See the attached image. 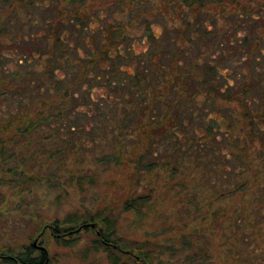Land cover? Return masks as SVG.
Instances as JSON below:
<instances>
[{
    "label": "trees",
    "instance_id": "16d2710c",
    "mask_svg": "<svg viewBox=\"0 0 264 264\" xmlns=\"http://www.w3.org/2000/svg\"><path fill=\"white\" fill-rule=\"evenodd\" d=\"M107 1L0 0V133L9 131L0 134V167L9 188L93 194L101 173L129 163L135 189L161 166L170 190L193 203L237 194L264 205V0ZM90 147L97 154L86 168L73 154ZM187 158L203 166L194 184ZM152 191L133 190L124 208L150 210ZM79 213H34V234L49 229L71 245L91 231L112 264H126L122 256L155 264L147 242L119 243L105 208ZM0 258L48 264L34 243L0 246Z\"/></svg>",
    "mask_w": 264,
    "mask_h": 264
},
{
    "label": "rangeland",
    "instance_id": "374dc122",
    "mask_svg": "<svg viewBox=\"0 0 264 264\" xmlns=\"http://www.w3.org/2000/svg\"><path fill=\"white\" fill-rule=\"evenodd\" d=\"M214 11L218 12L217 7ZM171 17H165L169 25L180 20ZM219 22L223 23V20L219 19ZM159 27L155 26V29ZM0 134L9 138L8 130ZM80 153L73 155H81L83 165L92 168L96 150L90 147ZM154 157L156 159L158 155ZM185 165V172H188L186 180H191V184L202 180L203 166L198 167L196 161L188 158ZM130 166L125 163L101 173L93 194L88 191L78 193L68 188L69 193L62 192L58 197L60 188L33 187L30 191L28 185H20L10 189L7 182L9 170L0 167V246L9 248L12 245L25 250L36 241V252L40 250L39 246L47 249L48 264H112L102 246L98 249L93 247L95 236L91 231L81 232L80 238L71 245L63 244L58 240L60 236H55L49 229L44 236L34 234L41 221L39 218L34 220V213L37 216L43 213L44 218L64 219L69 212L80 210L82 213L84 207L92 210L105 208L112 215L119 243L132 248L147 242L144 245L153 249L155 264H264V205L258 202V207H254L249 196L240 197L237 194L222 199L215 196L217 202H206L203 197L211 199V196L203 194L201 203H193L188 196H179L176 188L170 190L168 172L161 166L149 172L147 178L141 176L143 180L135 189L134 182L129 180ZM252 167L255 168V165ZM250 172L253 173L252 168ZM153 187L154 191L150 194L153 208L142 212L124 208V202L133 190L137 194H147ZM207 190L206 186L202 189L203 193ZM238 208L245 209L240 229L236 218ZM121 261L136 264L125 256ZM0 264L4 263L0 260Z\"/></svg>",
    "mask_w": 264,
    "mask_h": 264
},
{
    "label": "water",
    "instance_id": "95a60500",
    "mask_svg": "<svg viewBox=\"0 0 264 264\" xmlns=\"http://www.w3.org/2000/svg\"><path fill=\"white\" fill-rule=\"evenodd\" d=\"M90 226L96 229V233H97L98 236H101V232H100V230L98 229L96 223L91 222V223H90ZM50 228H51V230L53 229L52 226H51ZM35 244H36V241H35ZM115 246H116V245H115ZM39 247H40L41 250H44V251L47 253V249H46L44 246H39ZM47 260H48V258H47Z\"/></svg>",
    "mask_w": 264,
    "mask_h": 264
}]
</instances>
